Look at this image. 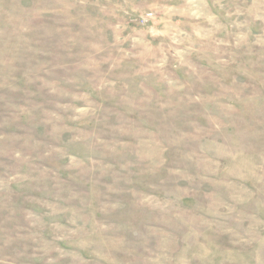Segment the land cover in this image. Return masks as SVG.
Here are the masks:
<instances>
[{
    "label": "rangeland",
    "instance_id": "rangeland-1",
    "mask_svg": "<svg viewBox=\"0 0 264 264\" xmlns=\"http://www.w3.org/2000/svg\"><path fill=\"white\" fill-rule=\"evenodd\" d=\"M0 264H264V0H0Z\"/></svg>",
    "mask_w": 264,
    "mask_h": 264
}]
</instances>
